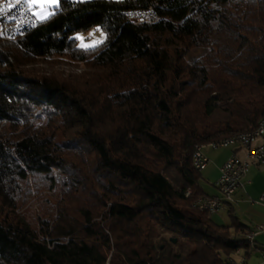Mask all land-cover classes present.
<instances>
[{
    "label": "trees",
    "instance_id": "obj_1",
    "mask_svg": "<svg viewBox=\"0 0 264 264\" xmlns=\"http://www.w3.org/2000/svg\"><path fill=\"white\" fill-rule=\"evenodd\" d=\"M148 8L155 22L126 18ZM53 11L0 40V264H230L241 225L192 205L204 194L190 162L196 145L264 116V0H60ZM92 28L103 41L78 47ZM49 55L90 70L69 82L19 68ZM53 170L61 197L30 222L17 212L28 184L54 187Z\"/></svg>",
    "mask_w": 264,
    "mask_h": 264
},
{
    "label": "built area",
    "instance_id": "obj_2",
    "mask_svg": "<svg viewBox=\"0 0 264 264\" xmlns=\"http://www.w3.org/2000/svg\"><path fill=\"white\" fill-rule=\"evenodd\" d=\"M126 18L133 23H152L158 17L152 8L143 10H129ZM38 21L31 12L27 0H0V40L15 42L18 38L26 35ZM260 143L257 144V141ZM207 146L211 148L233 147L242 149V157L231 153L222 162L219 168V175L214 181L216 193L209 196L198 197L193 206L207 214H215L231 200L234 191L241 185L242 178L252 165L264 164V116L257 120L255 127L233 133L226 137L211 141ZM204 145H196L192 150L191 162L196 171H203L206 168L208 157L202 150ZM190 194L186 190L185 196ZM264 201V196L261 197ZM254 228L246 234V240L250 241L257 233H264V224L253 226ZM228 262L232 264L229 259Z\"/></svg>",
    "mask_w": 264,
    "mask_h": 264
},
{
    "label": "crops",
    "instance_id": "obj_3",
    "mask_svg": "<svg viewBox=\"0 0 264 264\" xmlns=\"http://www.w3.org/2000/svg\"><path fill=\"white\" fill-rule=\"evenodd\" d=\"M260 141L262 140L257 141V144ZM202 150L208 157V164L200 171L199 187L204 196L214 195V181L219 175L222 162L231 153L242 157L243 151L233 147L214 149L207 145H204ZM262 196L264 164L252 165L242 178L241 185L232 194L231 200L218 214H208L218 225L229 226L233 217L241 225L236 234L238 238L246 241V245L229 254L228 259L232 264H264V233H257L250 241L246 240V234L254 228L253 226L264 224V201L260 200Z\"/></svg>",
    "mask_w": 264,
    "mask_h": 264
},
{
    "label": "rangeland",
    "instance_id": "obj_4",
    "mask_svg": "<svg viewBox=\"0 0 264 264\" xmlns=\"http://www.w3.org/2000/svg\"><path fill=\"white\" fill-rule=\"evenodd\" d=\"M28 5L35 19L40 22L48 18L58 6L60 0L55 3L51 0H28ZM104 33L99 28H92L86 32H79L75 34L76 45L78 47L86 48L93 47L101 43L104 39ZM27 76L36 77H53L60 81L71 82L76 77L80 79L86 78L84 74L90 69L77 60L69 58L66 55H49L40 58L30 59L27 64H22L19 67ZM93 72V71H92ZM39 119L44 117L37 116ZM37 118V121L39 119ZM56 180L54 187L46 188L39 180L32 181L28 184L31 188V195L23 202L21 208L17 212L23 213V216L30 222L35 221V218L43 213V210L48 204H55L61 197L59 187V173L57 170L52 171ZM39 182V183H38Z\"/></svg>",
    "mask_w": 264,
    "mask_h": 264
},
{
    "label": "snow or ice",
    "instance_id": "obj_5",
    "mask_svg": "<svg viewBox=\"0 0 264 264\" xmlns=\"http://www.w3.org/2000/svg\"><path fill=\"white\" fill-rule=\"evenodd\" d=\"M51 2L55 3V2H56V0H51Z\"/></svg>",
    "mask_w": 264,
    "mask_h": 264
},
{
    "label": "water",
    "instance_id": "obj_6",
    "mask_svg": "<svg viewBox=\"0 0 264 264\" xmlns=\"http://www.w3.org/2000/svg\"><path fill=\"white\" fill-rule=\"evenodd\" d=\"M173 242H175V239H172Z\"/></svg>",
    "mask_w": 264,
    "mask_h": 264
}]
</instances>
